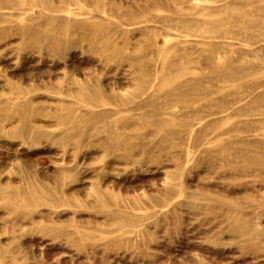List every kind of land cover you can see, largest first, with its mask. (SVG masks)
<instances>
[{
    "label": "rangeland",
    "instance_id": "obj_1",
    "mask_svg": "<svg viewBox=\"0 0 264 264\" xmlns=\"http://www.w3.org/2000/svg\"><path fill=\"white\" fill-rule=\"evenodd\" d=\"M0 264H264V0H0Z\"/></svg>",
    "mask_w": 264,
    "mask_h": 264
},
{
    "label": "bare ground",
    "instance_id": "obj_2",
    "mask_svg": "<svg viewBox=\"0 0 264 264\" xmlns=\"http://www.w3.org/2000/svg\"><path fill=\"white\" fill-rule=\"evenodd\" d=\"M236 14V13H235ZM227 15V14H226ZM234 15V14H233ZM233 15H231L230 17H232ZM237 15V14H236ZM236 15H235V18H232L231 20H236ZM238 16H240V15H238ZM227 17V16H226ZM234 17V16H233ZM242 17V16H241ZM228 18V17H227ZM239 18V17H238ZM238 18H237V20H238ZM226 20V19H225ZM230 19H227L226 20V22L227 21H229ZM215 21H218V20H215ZM230 22V21H229ZM222 23H224V22H222ZM230 23H232V21L230 22ZM235 23V22H234ZM217 24H218V22H217ZM220 24V23H219ZM218 24V25H219ZM184 71H185V69H184ZM230 72V71H229ZM230 75H233L232 73L230 74ZM231 78V77H230ZM178 84V83H177ZM177 86V85H176Z\"/></svg>",
    "mask_w": 264,
    "mask_h": 264
}]
</instances>
